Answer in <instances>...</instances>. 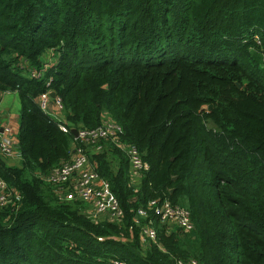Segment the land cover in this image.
I'll return each instance as SVG.
<instances>
[{"label": "trees", "instance_id": "16d2710c", "mask_svg": "<svg viewBox=\"0 0 264 264\" xmlns=\"http://www.w3.org/2000/svg\"><path fill=\"white\" fill-rule=\"evenodd\" d=\"M261 54L264 0H0V92L20 101V160L0 155V177L20 194L0 207V264H264ZM49 89L67 131L39 105ZM103 111L149 163L133 182L119 146L92 152L117 220L91 218L38 176L69 156L70 128ZM152 198L187 207L193 228L159 221ZM147 219L156 241L144 244Z\"/></svg>", "mask_w": 264, "mask_h": 264}, {"label": "built area", "instance_id": "2783aa9c", "mask_svg": "<svg viewBox=\"0 0 264 264\" xmlns=\"http://www.w3.org/2000/svg\"><path fill=\"white\" fill-rule=\"evenodd\" d=\"M254 37L258 40L257 34ZM48 53L50 54V51ZM41 74L40 69L33 68L31 70V75L34 77ZM50 91L49 89L39 94V105L49 113L51 101L54 107L62 110L61 98L56 94L51 96ZM57 120L59 127L63 131H67L69 127L64 120ZM121 130V124L109 112L103 111L99 124L93 127H77V134L71 143L69 156L47 172H39L38 176L44 183L51 186L59 200H76L85 203L84 207H86V212L91 218L95 220L104 218L117 220L121 218L123 211L118 198L111 190L109 181L100 175L95 168V163L91 160L92 152L103 149L106 145L105 141L108 139L124 150L129 160L132 176L139 179L141 173L149 169V163L143 159L136 145L119 141L118 134ZM14 132L12 124L3 120V111L0 108V155L5 159L15 155L20 156L17 146L18 140H15ZM19 200L20 194L12 193L7 182L0 177V207L9 205L17 207ZM148 205L152 207V211L159 221L167 224L169 228L177 226L183 231H190L193 228L189 209L184 205L168 198L149 199ZM146 216V209L142 206L138 207L135 223L139 224L140 219ZM139 236L144 244L148 241H156V230L151 219H147L145 224L140 225ZM113 262L114 264H128L126 260L117 258ZM176 264H198V261L194 257H180L176 258Z\"/></svg>", "mask_w": 264, "mask_h": 264}, {"label": "crops", "instance_id": "0c3cea01", "mask_svg": "<svg viewBox=\"0 0 264 264\" xmlns=\"http://www.w3.org/2000/svg\"><path fill=\"white\" fill-rule=\"evenodd\" d=\"M13 91H15V90H13ZM5 92H7V91H4V92H0V103H3V95H4V93ZM52 102L50 101V106H51V108H50V110H49V115L50 116H52L53 118H55V119H65V115H64V112H63V110H58L56 107H54V105L53 104H51ZM0 108L2 109V111H3V120H5V121H8V122H10L11 124H12V126H13V130L15 131L14 132V137H15V140L17 141V131H18V123H17V121L15 122V124L13 123V121H12V119L11 118H13V117H15V116H13L12 114H14V113H11L10 112V106L9 105H6L5 107L3 106V104L1 105L0 104ZM19 115V114H18ZM17 115V116H18ZM16 118V117H15ZM19 160H20V156H13V157H10V158H8V159H6V161L8 162V163H11V164H18V162H19ZM133 177V176H132Z\"/></svg>", "mask_w": 264, "mask_h": 264}, {"label": "rangeland", "instance_id": "374dc122", "mask_svg": "<svg viewBox=\"0 0 264 264\" xmlns=\"http://www.w3.org/2000/svg\"><path fill=\"white\" fill-rule=\"evenodd\" d=\"M260 64L262 65V67L264 68V56L261 54L260 55ZM3 103H0L1 105L3 104V106L5 107L6 105H9L10 106V112L11 113H14V114H12L13 116H15V117H13V118H11L12 119V121H13V123L15 124V122L17 121V123H18V121H19V116H17L18 114H19V112H20V101H19V96H18V93L16 92V91H13V90H10V91H7V92H5L4 93V95H3ZM133 178V177H132ZM133 180V182H135L136 181V179L135 178H133L132 179ZM86 204L84 203V206H85Z\"/></svg>", "mask_w": 264, "mask_h": 264}, {"label": "water", "instance_id": "95a60500", "mask_svg": "<svg viewBox=\"0 0 264 264\" xmlns=\"http://www.w3.org/2000/svg\"><path fill=\"white\" fill-rule=\"evenodd\" d=\"M237 84L239 85L238 82H237ZM104 86H107V84H105ZM55 94H56V93H55L54 90H51V91H50V95H51V96H55ZM202 106L205 107L206 104H202ZM70 129H71V131L73 132V134H74V136H75V135L77 134V127L73 126V127H71ZM17 146H19V145H17Z\"/></svg>", "mask_w": 264, "mask_h": 264}]
</instances>
